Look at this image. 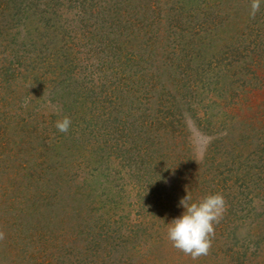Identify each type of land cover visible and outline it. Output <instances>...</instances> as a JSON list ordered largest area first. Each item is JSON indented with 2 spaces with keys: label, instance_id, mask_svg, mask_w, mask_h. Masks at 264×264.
<instances>
[{
  "label": "rangeland",
  "instance_id": "rangeland-1",
  "mask_svg": "<svg viewBox=\"0 0 264 264\" xmlns=\"http://www.w3.org/2000/svg\"><path fill=\"white\" fill-rule=\"evenodd\" d=\"M120 1L109 4L113 19L107 20L101 33H92L87 40H83L82 33L89 29L78 28L72 19L75 15L68 8L60 9L64 31L69 37L73 32L78 35L77 40L73 36L69 57L60 52L62 45L58 46L61 58L57 61L62 60L60 73L65 75V82L62 76L58 79V87L68 86L72 93L69 98L57 96L54 100L60 104L44 98L24 108L33 94L21 80L20 89L15 92L17 100L12 97V103L10 99L3 101L6 110L0 104L1 114L2 110L8 111L7 121L0 119V231L5 233V239L0 240V264H55L47 256L49 242L45 240L53 236L52 229L22 227L21 218L14 221L7 215L8 210L16 213V209L22 211L25 207L33 215L38 211L36 202L42 207V196L45 202L49 200L42 211L53 205L49 221L58 222L63 229L59 232L65 234L64 238L55 235L50 242H74V249L67 254L72 251L77 264H264V62L260 70H255L252 58L246 57V76L234 68L231 82L225 79V87L221 82L216 84V80L211 82L210 65L217 62L219 54L213 49L199 64L201 67L190 68L189 53L195 47V37L193 41L175 37L186 33L184 27L175 32L165 30L167 36H172L157 46L154 56L144 55L140 48L132 52V47L140 44V40H134L140 27L136 18L163 15L168 2L151 0V8L147 6L137 16L133 10L127 12ZM175 3L172 0L168 5L176 7ZM116 10L123 20L114 17ZM255 22L252 28H248L249 24V30L244 32L242 27L237 34L247 33L246 48L260 53L264 41L260 45L256 31L264 28ZM93 24L88 20L85 25ZM232 31L235 29L221 34L223 42L218 52L238 38ZM69 41L68 38L66 42ZM176 46L186 51L185 57L175 54ZM5 47L0 42V68L11 64L16 67L21 59L30 64L26 48L17 55ZM124 55L138 56L135 62L143 65L145 80L152 82L149 88L132 86L141 78L129 81L135 64ZM180 64L181 68H177ZM221 65L226 64L221 61ZM47 75L51 81V74ZM128 83L140 94L128 93ZM6 89L0 88V94ZM21 94L25 96L23 100ZM116 96L126 105L122 106L118 99L115 104ZM100 97H109L108 104H102ZM150 100L160 106L171 104L168 115L161 113L160 122L150 121V110L155 109L148 105ZM53 104L65 111L59 113L58 119L65 114L72 120L67 133L53 129V115L57 113ZM70 105L72 112L68 111ZM101 118H107L108 123H102ZM85 120H91L96 134H88L91 126ZM16 123V128L25 124L28 135L15 130ZM101 127L105 136L98 133ZM71 138L77 145H71ZM57 145L58 152L50 154ZM117 150L126 155V162ZM85 153L90 156L85 157ZM64 165L68 168H62ZM64 178L70 180L67 187ZM57 180L59 184L55 183ZM79 190L83 192L82 199L75 196ZM216 193L225 197L226 211L215 225L209 254L193 260L172 246L167 239V224L182 216L185 209L180 201L188 194L192 202H198ZM117 244L122 247L117 248ZM87 246L90 247L86 252L83 248Z\"/></svg>",
  "mask_w": 264,
  "mask_h": 264
},
{
  "label": "trees",
  "instance_id": "trees-1",
  "mask_svg": "<svg viewBox=\"0 0 264 264\" xmlns=\"http://www.w3.org/2000/svg\"><path fill=\"white\" fill-rule=\"evenodd\" d=\"M164 1L168 2L166 10L164 9L165 13L163 15L159 13L160 16L152 17V18L149 16H142V18H140L138 16L140 10L145 9L147 6H150L151 8V0H124V1L121 0L120 1L123 2V4L121 3L122 4L121 6L125 7V10H127V12L133 10L135 11L134 14L136 13L135 15L138 16V18L136 19H138L140 27L138 28V30H136L134 40L137 41L140 40V44L133 46L132 52L136 53L137 49L140 48L142 49L140 51H142L144 55L154 56L158 48L157 46L159 44H163V40L165 38H169L170 36H172V34L167 36L166 35L167 32L165 30L170 29L172 30L171 32H175V30L180 28L183 29L184 27L186 28V33L183 32L179 33L181 34V36L175 34L173 35H175L177 39L192 38L191 41H193V38L195 37L194 41L196 43L193 44L195 45V47L191 48V51L189 53L191 57L190 68L195 70L196 66H197L196 68L201 67L202 65L199 64L201 62L204 63L205 59L209 57V55L213 52V49L217 50L216 52L217 55L219 54L218 56L219 58H217V62L210 65L211 69L213 68L211 73L208 75V79L211 82L216 80V84H220L221 82L222 86L225 87L226 85L225 79L229 78L231 82V78H233L231 74L234 68L235 70L239 69V71H241V74L246 76V68L248 63H246V61H243L244 59H246V57H249L250 59L252 58V60L250 61H251V65L253 66V69L260 70L262 63L264 62V49H262L260 53H255V51H253L254 49L249 50L248 48H246L247 45L245 44L247 41V36H246L247 33L237 34V31H239L240 28L242 27H245V29L242 28V31L244 30V32L245 30H249L250 28H252V24H254L255 21H256L255 23L257 24L259 23V26H263L264 28V2H262L261 9L257 13L255 19H252L249 15L251 0H175L176 7H173V5H171L170 7V5H168L171 3L172 0H164ZM110 3H115V2L114 0H0V42L6 46L5 47L6 49L8 48L9 50L16 51L17 55L19 54L20 49L26 48V53L28 55L26 57H29L27 59V62L28 61L30 62V64L26 65L24 61H22V59L16 55L17 59H21V61H18V66L14 67L12 64H11L12 66L11 65L1 66L0 88H7L4 94H0V104H2L1 108H5V110L7 109V105L6 103H4L6 102V100L12 97H14L15 100H17V97H15L17 96V94H15V92L16 90L20 89L21 80L25 81V84H27L29 88L27 90L28 91L31 90L29 91V93L31 95L33 94L32 99L28 100L26 103L23 104L25 106L24 108H29L30 103L35 102L36 104V102L41 101L44 98H48V99L50 98L53 103H56L54 99H56V97L59 95L60 97L61 95H64V96H68L69 98L71 96L69 94L72 93L68 91L67 89L68 86H64V87L61 86V88L58 87V79L60 80V76H62L63 77L62 82H65V75H63V73H60L61 69L63 68L61 67V64L59 62H62V60L61 61L60 59L59 61L57 60L58 58H61L59 57L61 51L65 57H69V53L73 49L72 48L73 39L75 37V39L77 40L78 35L77 33H75L76 34L75 35L73 32L72 34L74 37L73 36L69 37V34L66 31H64L61 25L62 14L60 9L68 8L70 10V14L73 13L75 15L72 19L75 20V23L79 25L78 28L83 27L85 29H89L88 33L86 32L82 33L83 40H87L90 37V35H92V33H94V35L96 33H101L103 25L107 22V20L113 19V16L110 14L111 13V7L109 5ZM116 14H117V10L115 11V14H113L114 17L118 18L117 20L119 21L123 20L120 19L121 16H118ZM88 20L93 21L94 24L92 25V27H90L91 25L90 26L85 25ZM181 23L182 25L180 26ZM247 27L249 29H247ZM91 28H93L94 30H90ZM232 28L235 29V32L234 31L232 32L235 35H237L238 38H234V40L231 41V43H229L228 47H226L224 51L221 50L220 52H218V48H220L223 42V37L221 36V34L223 35V33L226 30H230ZM194 30H196L195 33ZM263 32L264 30L260 28H258V30L256 31V37L259 38L260 45H263L261 40L264 41V34H262ZM69 33L71 34V32ZM231 36L233 35H230V37ZM68 38L70 40L69 43L66 42ZM80 38L81 37L79 35V40ZM232 43L233 45L232 47H230V44ZM235 44L236 46L234 48ZM60 45H62V47L59 52L58 46ZM231 48L234 49L232 50ZM160 49L163 48L161 47ZM176 49L178 51V53H175L176 55L178 54L177 56L181 57L182 55L186 54L185 53L186 51L178 48L177 46ZM176 49H173V52L176 51ZM168 52L171 53V50ZM253 54L257 57H252ZM130 55L133 56V53H130ZM130 55L129 56L124 55L128 58H132L135 64L133 65V67H135L134 71L132 72L133 76L132 78H128L129 81L132 80L137 81L136 79L139 77L141 79L132 86H138V88L140 86H144L145 89L146 87L149 88L152 85V82L150 81L147 82V80H145L146 73L143 72L145 71L144 67H142L143 65L140 66L139 63L137 64V62H135L136 61L135 58H137L138 56L130 57ZM55 59H56V63H58L57 65L55 63ZM221 61L226 65L222 66ZM68 62H69L68 59H66L65 63ZM177 66H178L177 68H181V64ZM186 66L189 67V65ZM36 71H39L41 73L38 74ZM214 71H216V74ZM34 72L37 75H34ZM47 74H51V81H49V77ZM217 77L218 79H216ZM29 79L31 80V82H27L29 81ZM69 79H71V76ZM132 86H130V83H128L126 91L128 93L140 94V91L132 90L131 89ZM172 86L174 85L172 84ZM252 87H256V86L253 85ZM187 88L190 89L189 86H187ZM58 89H62V90L59 91ZM215 92L217 93L219 91L216 90ZM102 94L103 95L106 94V91H103ZM143 94L144 97L146 98L148 97V95H146L145 92ZM23 98H25V96L21 94L20 99L23 100ZM107 99H109V97H106L104 100L103 97H100L99 100H101L100 102H102V104L107 105L108 104ZM117 99L119 103L122 102V98L121 100H119V97L117 96L115 98L116 101L114 100L115 101L114 102L112 99V102L116 104ZM8 101L12 103L11 99ZM137 102L139 104L138 105L139 107L142 106L143 103L141 101L140 102L137 101ZM183 102L184 104H186L185 101ZM56 104H60V103H56ZM124 104L126 105V102L125 103L122 102V106H124ZM72 105L76 106L75 101H73ZM72 105H70V108L68 109L69 112H72ZM148 105H153L155 107V109L153 108L150 110L151 112H153L150 121L152 122L154 121L155 123L160 122V115L162 116L161 113L168 115L171 108V104L169 102L164 103L163 105L161 104L160 106L158 103H152L150 100L148 101ZM63 107L64 109L67 108V106L66 107L63 106ZM161 107L162 109H159ZM53 108L56 109L55 111L57 112L53 115V121H54L53 124H55V122L58 120V117L60 115L59 113H61L62 110L60 109L61 108L60 105L53 104ZM157 110H159L160 112H158ZM1 112L2 114L0 113V119L2 118L4 123L7 121L6 117L8 115L7 113L8 111L2 110ZM62 112L65 113L64 110ZM64 116L65 114H63V117ZM41 117L42 116L37 115V118H41ZM101 121L102 123H108L107 118L102 119ZM85 123H88V125L91 126V120H85ZM16 124L17 125H15V130H22L21 134H23L24 136L28 135L26 131L29 130L28 127L24 128L26 127L25 124L22 127L24 128V130L19 127L16 128L17 126H19L18 123ZM53 129L57 131L56 126H54ZM88 130H89L88 134L90 136L91 134L92 135L96 134V131L92 128V126L91 129L88 127ZM166 132H171V131H166ZM98 133L103 134L104 127H101ZM105 135L106 133H104V136ZM165 136L168 135L165 133ZM72 137H74L75 139L74 134H72ZM19 139L21 140V142L24 141L23 138L21 137H19ZM60 142H62L61 137L59 144ZM70 143L71 145H77V142H75L73 138L70 139ZM117 146L118 143L116 144L115 149H117ZM83 149L84 148L81 146L80 150L85 152V150ZM54 151L58 152V145L50 150V154ZM118 153L122 156L121 151H118ZM44 154L46 153L44 152ZM89 154H91V156ZM89 154H86L85 157L89 155L92 158V152H90ZM54 157L56 158V154L54 155ZM121 160L126 162V155L125 156L123 155ZM94 161L93 162L96 163V159H94ZM62 168H68V167L64 165V167ZM2 176L3 175H0V180H2ZM53 179L54 180L57 179L56 176ZM63 182H65L67 187L69 185L70 180L64 178ZM55 183L59 184L58 180ZM91 192L93 191L91 190ZM82 194L83 192L79 190L78 193L75 194V196H81L80 199H82L83 198ZM48 201L45 202V198L42 196V203H40L42 207L38 205L36 202L35 205L38 211L37 212L34 211L33 215L28 213L29 211H27L26 207L25 210L22 211L16 209L15 211L16 213L10 212L8 210L7 215L9 216L10 214V217H12V220L14 221L15 218L16 221H19L21 218L20 221L23 223L22 227L27 226V228H29V226H33V227H39L41 229L44 228L45 230L50 228L52 229V235H53L52 237L56 235L55 237L59 236V238H64L65 235L64 232L63 231L59 232L58 230V229L63 230L59 226V223L58 222L51 223V221H49L48 217L53 212L52 209L53 205L50 204L48 211H42L43 209H41L47 206ZM52 237L48 236L45 238L46 242H49L47 243L49 250L47 256L51 257L53 262H55V264H77V260L76 259L74 260L72 257L74 254H70L72 253V251L69 254H67L70 250L74 249L75 243L73 242L69 244V243H65V241H60V244L57 245L54 241L50 242V240H52ZM89 247L90 246H87L85 247V249L83 248V250L87 252ZM121 247L122 245L117 244V248H121ZM64 259L66 260L64 261Z\"/></svg>",
  "mask_w": 264,
  "mask_h": 264
},
{
  "label": "clouds",
  "instance_id": "clouds-1",
  "mask_svg": "<svg viewBox=\"0 0 264 264\" xmlns=\"http://www.w3.org/2000/svg\"><path fill=\"white\" fill-rule=\"evenodd\" d=\"M264 0H251L249 15L255 19ZM56 128L61 133H67L72 120L64 116L56 121ZM185 211L168 225L167 239L172 246L193 260L209 254L215 236V225L223 218L226 211V200L223 194L216 193L205 196L198 202H192L189 194L180 201ZM5 239V233L0 231V240Z\"/></svg>",
  "mask_w": 264,
  "mask_h": 264
}]
</instances>
